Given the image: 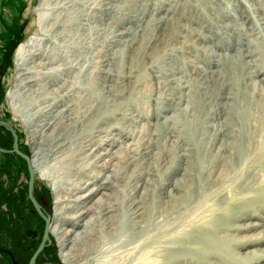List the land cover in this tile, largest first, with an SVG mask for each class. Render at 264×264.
<instances>
[{
	"label": "bare ground",
	"instance_id": "1",
	"mask_svg": "<svg viewBox=\"0 0 264 264\" xmlns=\"http://www.w3.org/2000/svg\"><path fill=\"white\" fill-rule=\"evenodd\" d=\"M127 1H122L123 6L125 5L126 9H123L122 7H118V9L114 8L118 10V13L122 12L121 19H118V21L122 25L125 23H129L130 27H128L127 31L131 33H127L126 29L122 31L125 35H131L129 36L131 37L129 42L122 43L123 47L126 50L125 53H120L119 58L117 57V53L113 54V59H115V62L118 61V63L116 62V66L119 71L115 70V74L111 70L112 68H105L100 71H98L97 69V71L102 76L101 79L104 80L105 83L115 82L116 86L119 85L118 82L121 79H123L121 83H123L124 81H127V84L133 82L130 79L132 69L135 67L131 65V68L127 69L126 63L129 61V59L131 60L130 62L136 61L137 57H135L134 59L130 58L129 52L132 53L135 49L133 44L137 40V38H139L137 36V33L139 32L137 30L139 29V27L143 30L144 38L142 37L143 39H141L142 44L140 41L141 48H138L137 53L139 50L147 51L150 49L152 51L153 48H151V45L154 44L158 29L162 28L164 30L167 29V26H170L172 28V26H174L175 24L177 26V20H180L175 18L177 23L173 21L169 25V23L166 22L164 24L165 26H162V24L164 23L163 20L166 19L165 16L162 17L161 20H156L153 19L152 15L153 20H146V16H148L149 12H151V7L149 8L147 3H143L145 7L140 9V13L136 11V9H139L137 7L133 13V8H131V10L128 9L126 4ZM136 1L137 0H133L132 2L135 3ZM163 1L165 0H162L161 2ZM187 1L188 0H184L185 3ZM213 1L194 0V3H192V0L188 1V4L190 5V7H192L193 10H201L200 12H203L206 18L209 17L207 18L206 24L202 27L205 29V31L207 29V33H203L204 31L202 30L200 31L193 29H189V32L188 28H186L184 25L181 26L180 30V32L185 31L186 37H184L186 38V40L189 35H192L197 40H213L214 42V39L216 38L222 39V34L219 31V27H221L222 29L223 26L219 25L221 22L217 25V23L213 21V18H211V14L217 15L218 20H222L224 18H230L231 22L233 20V23H231L230 25H228V23L226 26L224 25V28L227 27V31L229 30L228 35L225 36L229 38V41L226 39L228 41L227 46H224L225 42L223 43V45L222 43L220 45L221 48H226L225 52L218 53L213 48L207 50V52L205 51L207 53V58L209 59H207L208 63L215 67V70L213 71V73H211V80L213 82V85L211 86L210 84H208L210 82L198 85L195 84V86L191 87V91H187L186 99V96H184V92L181 91V89L184 88L183 84L181 86L176 79H174L173 81V83L176 85V88L174 90L179 91L180 102H185L186 100L187 103L183 109H179L177 115H173L172 117L168 116V118L166 119V124L164 126V131L167 133V135L169 134V136L173 134V136L171 137H176L178 131L182 132L183 135L189 137L188 139H186V137L185 139H183L184 144L182 145V150H179L180 153L178 163L173 164L174 171L178 170L179 173V169L177 168L182 167L180 166V162H185L182 169H180L183 170V172L181 173V177L179 176V179L173 181L171 178L172 176L170 175V177L166 179V182H161L160 179H157L156 181L152 180V178L145 179L146 181L144 182V184L137 185V190L138 188H141L142 190L136 191V193H133V195L131 194L132 197L130 199L127 198L126 191L123 188L124 185H121L122 182L125 181L124 167L115 166V169H113V172H111V174L103 176L101 178L102 182L93 180V182H91V184H94L93 188L90 187L91 189H89L83 195L81 194V196H76V198H73L75 199L71 202L73 203V205H70V203L67 207H70V209L74 212V215L71 217L72 219L69 220V218H67V210L62 211V209L56 206L51 218L52 222L50 226V233L56 239L57 246L59 247L60 251V256L64 261L63 263L75 264L77 258L80 257L78 254L79 250L87 251L89 255L91 254L97 255L102 258H110L111 252L114 253L115 251L121 249H124L125 252L129 253L132 251H136V256L133 260H131L130 264H211L209 260L218 261L219 264H236L235 260L239 258L243 259L242 256L239 257L240 254L239 252H237V248H235L236 244L233 245L234 239H231L236 234L234 230L236 226L233 227L236 224L232 225V222H235L236 220H246L250 222H244L243 226H248L250 224V226H257L261 224H256L255 222L251 221L253 219L252 217L258 215L259 218L264 219V90L262 92H258L259 90H257L256 83L254 82L252 83L253 85H251L254 88V91L253 93L248 94L247 90H244L243 92L242 89L237 88L236 85L239 84L240 87L243 86V88L248 89L243 84L244 77L248 78L250 76L251 78L252 75L249 71H251L250 67L253 66V59L257 55L260 57L264 55V39H261L263 36L261 37L260 33H258V31L256 32L254 28L246 30L242 27L243 24L241 25L238 19L236 20L237 17L235 18V15H233L234 10L232 9L233 11H231L230 6L232 3L229 5L227 4L224 7L222 6L221 8L215 9L216 7L212 8L211 5H209V2L211 3ZM236 1H238L239 4L243 3L241 0ZM175 5H177V3L172 5L171 8L167 10L171 11L174 10V8L177 9ZM159 8L160 7L156 6V8H153V11H161L162 9L159 10ZM127 10L129 12L126 13ZM245 10H243V16H246L247 19H250V16H248L244 12ZM210 11L211 14L209 16ZM183 12L185 11H181V13ZM87 14L85 15L87 16ZM182 16L183 14L180 15V18H183ZM92 17L93 16H91V18ZM95 17L96 16H94L93 18ZM144 19L146 20V24L142 26ZM137 25H139V27H137ZM82 28H84V26ZM170 31H172V29H170ZM180 32H178V30H175L174 38L177 36L179 37L178 34H180ZM169 36L170 35H168V38L166 39H160V43H163L164 45V50H169L172 44L171 41L173 39H169ZM106 37L108 41H110V37ZM101 39L104 40L105 38ZM28 40L29 41H26L18 49L16 56L18 75L15 78V85L11 89L9 96L14 103L16 102V104H20V106L26 103V100L35 105L34 108H32L33 110H31V112L33 113V119L27 124L31 128H33V131H31V145H33V152L31 151L33 154L32 164L36 174L39 175V173L48 170L44 167V162L47 157H50L52 155L54 157H57L59 156V154L63 156L66 155V150H68L71 147L72 143H74L75 140H78V138L80 140L82 139L81 137H84L88 134L96 135V133H100L99 135H102V133L109 135L112 134L111 132H113L114 129L115 131L120 133L119 127H113L117 126L116 124L118 123H109V125H106L105 127H103V124H107L108 121L112 122V120L114 119L119 120L117 116H115L118 110H121V108H124L125 106L126 110H130L132 103L128 101L129 99L124 102H112L111 97H109L108 94L106 95L105 93H95L94 89L82 85L79 82V79H77L75 82L70 81L68 77L69 75L67 76L68 78L66 77L65 79V77L63 76L68 72L67 68L65 67H63L61 70L55 67H51L55 70H51L53 73L51 74L52 76L48 75L47 77L46 74L49 73L46 70L51 69H48V66L50 67L55 64V56L52 54L53 52L51 51V54L50 52L49 54H47V52L50 50V47L57 48V43L49 36L43 38L42 43L37 42L38 44L36 43L37 40L35 38L33 39V37ZM59 41H61V39ZM155 42H159L158 38ZM259 43L260 45L258 46ZM185 44L188 46L190 45L189 43H187V41L185 42ZM39 45L41 47H38ZM101 45L102 44H100V47ZM89 46L90 45H88V47ZM215 46L219 47L218 43L215 42ZM70 48L72 47L70 46ZM30 49H32L33 51H31ZM67 49H69V47H67ZM189 49H192L191 45L189 46ZM231 50H235L234 54L229 53ZM72 51L73 50H71V52ZM73 52L76 53V50ZM147 53H149V51ZM46 56L49 57L46 59ZM157 56H159V54ZM175 56H177V54L174 55V58H170L171 56L169 58L171 60H174L172 62L176 63L178 59H175ZM84 58L86 59V57ZM91 58L92 57H90V59ZM60 60L62 61V59ZM153 61L156 62L155 60ZM164 61L165 59L162 62ZM115 62L113 64H115ZM76 64L78 65V62ZM161 64L157 63L155 68L159 67L161 73H163V69H161L160 67ZM169 66H171V64ZM153 68L154 67H152V69ZM44 69L46 73H44L45 77H43L44 79L42 81L40 76L36 74V72H41L40 74H42V70ZM69 69L71 68L69 67ZM85 69L87 68H83V70H81L83 73L85 72L84 74L87 75L88 78H90L91 72H88L89 69L87 71ZM124 70H126V72H124ZM49 77L53 80L52 82H49L51 81L48 80ZM46 80L49 86L53 84L60 87V89H63L61 99L58 100L57 96L54 98H50L48 94L43 92L45 91L43 89V85H46V83H44ZM259 81L260 80H258V82ZM135 85L136 82H133L132 87L135 88ZM56 91L58 92V90ZM116 93L117 95H120L121 91L120 93L116 91ZM74 96L76 97V100L74 99ZM257 96L260 97L262 101H260V99L258 100L256 98ZM62 97L67 99L66 104L60 103ZM61 106L64 107L60 109ZM206 106H208V113H206V116L212 112L209 115L210 117H208L209 120L207 121L204 120L205 116L201 118V116L203 115V109H205ZM189 110L195 111V120L193 125L190 126L187 123H184L187 112ZM221 112H224L225 118L220 124L219 121L217 122V118L219 116L218 113ZM59 123H62V126L60 125L61 129L59 128L58 133L51 134L46 138L47 133H45V130L50 129L51 127H55ZM180 125L182 126L181 129L179 127ZM99 127L102 128L100 129ZM207 127L209 129L211 128L209 133L208 131H205ZM97 128L99 129L96 130ZM94 131L95 133H93ZM160 135L162 136L161 133L150 134L148 141H146L144 145L140 146L141 151L138 152L140 153V155L136 157L134 161L132 160V162L135 163V161H137L139 158L142 159L145 157H150L151 155H157L156 151L159 145V138H161ZM89 143V150H91V154L96 158V160H101L104 156L107 155L113 156V158L118 157V154L115 155V153L113 154L109 151H107V154L102 153L100 151L101 149H103L102 143H99L96 146H94L92 144L93 142L91 141H89ZM178 146L179 148H181V145ZM176 147L177 146H175V148ZM144 150L145 152H143ZM200 153H203V157L199 155ZM85 154H87V152ZM65 167L67 168V170H73L74 168L72 166ZM111 168L112 167H110V170ZM203 172H207V175H205ZM53 179L54 182L51 183V186L54 185L55 191H57L60 185L58 181H55L56 176ZM79 183H81L79 180L78 183L71 182V187L78 186ZM69 190L74 189L70 188ZM224 192L229 193L227 195H223ZM62 198H65V196L61 197V199ZM56 202L57 204L61 203L59 198H57ZM252 209H257L259 213H253ZM88 214H92V216L88 219H85L86 215ZM66 224H69L71 228H64ZM252 251H254V249ZM248 253L249 250L243 255L248 258Z\"/></svg>",
	"mask_w": 264,
	"mask_h": 264
},
{
	"label": "rangeland",
	"instance_id": "2",
	"mask_svg": "<svg viewBox=\"0 0 264 264\" xmlns=\"http://www.w3.org/2000/svg\"><path fill=\"white\" fill-rule=\"evenodd\" d=\"M111 1L115 3H112ZM122 1L123 0H0V120L9 122L14 127L18 135L19 148L22 152L33 157V154H32L33 145H31L32 143L31 131H33L32 130L33 128H31L27 123L33 119L32 118L33 113L31 112V110H33L32 108H34L35 105L31 104L30 101L28 102V100H26L25 101L26 103L20 106V104H16V102L14 103L12 101V99L9 96V93L11 89L13 88V86L15 85V81H16L15 78L18 75L17 59H16L18 49L22 44H24L26 41H29L28 39H31L32 37L33 39L35 38L37 40L36 43L37 42L42 43L43 38H46L49 36L50 38L54 39V41L57 43V46H58L57 48L50 47L49 48L50 50L47 52V54H49V52L50 54L53 52L52 54L55 56L54 63L57 65L54 64L50 67L48 66V69L51 67H55L61 70L63 67H65L67 68L68 72H71V73L67 72V74L63 76L65 77V79L68 75H69L68 77L70 81L75 82L77 79H79L80 80L79 82L82 85L88 86L91 89H94L95 93H99V94L105 93L106 95L108 94L109 97H111L112 102L113 101L124 102L127 99H129L128 101L132 103L130 110H126V106L124 108L122 107L121 110L120 109L118 110L115 116H117L119 120L114 119L112 120V122L108 121L107 124H103V127H105L106 125H109V123H115V124L118 123L116 124L117 126H113V127L114 128L119 127L120 133H118L114 129V131L111 132L112 134H109V135H106L105 133L104 134L102 133V135H99L100 133L98 134L96 133V135L88 134L84 137H81L82 139L80 140L79 138L78 140H75L74 143H72L71 147L68 150H66V153H65L66 155L63 156L59 154V156L57 157H54L52 155L46 158L44 162V165H45L44 167L45 169H48V170L39 173V175L36 174L35 196L37 200L39 201V203L42 205L45 212L49 214L51 218L53 215V211L55 210L56 206H58L60 209H62V211L67 210L68 211V213L66 211L67 218H69V220L72 219L71 217L74 215L73 214L74 212L70 209V207L69 208L67 207L72 201L75 200L73 198H76V196L77 197L81 196V194L83 195L89 189L93 188L94 184H91L93 180L97 182H102L101 178L103 176L111 174V172H113V169H115L114 168L115 166L124 167V170H125L124 180L125 181H123L124 183L122 182L121 185H124L123 188L126 191L127 198H130V199L133 193H136V191L142 190L141 188L140 189L138 188L137 190V185L144 184V182L146 181L145 179L152 178V180H155V181L157 179H160L161 182H166V179H168L170 175L172 176L171 178L173 181H175L176 179H179L181 177V173L183 172V170H180V169H182L185 162L179 161L181 164L180 166H182L181 168H177L179 169V173H178V170L174 171L173 164L178 163L179 153H180L179 150L180 149L182 150V147H183L182 145L184 144L183 139H185V137L186 139H188L189 137L186 135H183V133L180 131L177 132L176 137H171L173 136V134L171 136H169V134L167 135V133L164 131V126L166 124V119L168 118V116L172 117L173 115H177V113L179 112V109L181 108L183 109L187 102L186 100L185 102L184 101L180 102L179 91L174 90L176 88V85L173 83V81L174 79H176L177 82L181 86L183 84L184 88L181 89V91L184 92L185 94L184 96L187 95V91L190 90L191 87L195 86V84L198 85V84H204L206 82L207 83L210 82L208 84L212 86L213 82L211 80L212 79L211 73H213V71L215 70V67L208 63L209 59L207 58L206 52L207 50H210L212 48L218 53L225 52L226 48L225 47L221 48L220 45L221 43L223 45V43L225 42L224 46H227L228 41H229V38L225 37L226 35H228L229 30L227 31V27L224 28V25L226 26L227 23L228 25H230L231 23H233V20L232 22L230 18H224L222 20H218L217 15L211 14V11L209 13V16L211 14V18H213V21L217 23V25L221 22L219 25L223 26L222 29L221 27H219V31L222 34V39L216 38L214 39V42L213 40L204 41V40H197L194 36L189 35L186 40L185 31L180 32L182 25L188 28V30L189 29L200 30V31L202 30L204 31L203 33H207V29L205 31V29L202 27L203 25L206 24L207 18H209V17L206 18L205 14L203 12H200L201 10L200 11L198 9L193 10L192 7H190V5L188 4V1L190 0H188L186 3L184 2V0H177V1L176 0H165L163 2H161L162 0H158V1L157 0H137L135 3L132 2L133 0H128V1L126 0L128 9L130 10L131 8L134 9L133 13L136 7L139 8V9H136V11L140 13L141 12L140 9L145 7L143 3H147L148 7L149 8L151 7L150 8L151 12H149L148 16H146L147 18L146 20L152 19V15H153V19H156V20H161L162 17L165 16L166 19L163 20L164 23L162 24V26L166 22L169 23V25L173 21L176 22L175 18L180 19V20H177L178 22V23L176 22L177 26L176 24L172 26V28L170 26H167V29H164L165 31L162 28L158 29V32L156 33L155 41L158 38L159 42L154 41V44L151 45V48H153L152 51L150 49L147 51L139 50L138 53H137V50L138 48H141V44H142L141 39H143L144 37H143L142 28H140L139 25H137V27H139V29L137 30L139 31L137 33V36L139 38H137V40L133 44L136 50L134 49L132 53L129 52L130 58H133V59L135 57L137 58H136V61H132V62H130L131 60L129 59V61L126 63L127 69L131 68V65L135 67L132 69L131 79H130L131 81L136 82V85L134 86L135 88L132 87L133 82L130 84H127L128 83L127 81H124L123 83H121L123 79L119 80L118 82L119 85L117 86L115 85V82L105 83L104 80L101 79L102 76L98 71L103 70L105 68L106 69L112 68L111 70L113 71V73H115L114 72L115 70L119 71V69L116 66V62L118 63V61L115 62V59H113V54L117 53V57L119 58L120 53H125L126 51L122 43L129 42V40L131 39V37H129L131 36L129 35L131 33L127 31L128 27H130L129 23H125L122 25L118 21V19H121V16H122L121 14L122 12L118 13V10H117L118 7H122L123 9H126V6L125 5L123 6ZM174 1L178 5V6L175 5L177 9L174 8V10L168 11L167 9L171 8L172 5L176 4ZM214 1L216 2L217 0H214ZM214 1L211 3L209 2V5H211L212 8L216 7L215 9L221 8L222 6L224 7L227 4L229 5L232 3L230 6L231 11L234 10L233 15H235V18L237 17L236 20L238 19L241 25L243 24L242 27L246 30L254 28L256 32L258 31V33H260L261 37L263 36L261 39H264V32H263L264 31V0H241L243 2L241 4H239V2L236 0L235 1L234 0H218L216 3ZM192 3H194V0H192ZM156 6L160 7L159 10L161 9L162 10L159 12L153 11V8H156ZM186 6H189V7H186ZM114 8H117V9H114ZM183 10L185 12L181 13V11ZM243 10H245L244 12L248 16H250V19H247L246 16H243ZM127 12L129 11L127 10L126 13ZM180 13L183 14L182 16L183 18H180V15H181ZM85 14H87V16ZM91 16L93 17L96 16V17L91 18ZM41 19H43L44 21ZM146 20L144 19L142 26L146 24ZM83 26L84 28H82ZM125 29L127 33L129 34H126V35L123 34L124 32L122 31ZM170 29H172V31H170ZM175 30L176 31L178 30V32H180V34H178L179 37L177 36L174 38ZM168 35H170L169 39L171 40L173 39L171 41L172 44L169 50L168 49L164 50V45L163 43H160V39L161 38L166 39L168 38ZM106 36L110 37L109 38L110 41H108ZM100 37L103 39L105 38V39L102 40ZM60 39L61 41H59ZM80 41L84 43H81ZM140 41H141V44H140ZM186 41L192 46L191 50L189 49L190 45L188 46L185 44ZM215 42L218 43L219 47L215 46ZM85 43L86 44L88 43V44L86 45ZM100 44H102L101 47H100ZM88 45L90 46L88 47ZM103 45H104V48H103ZM259 45L260 43L258 44V46ZM70 46L72 48H70ZM38 47H41V46L39 45ZM67 47H69V49H67ZM30 50L33 51L32 49ZM71 50L73 51L76 50V53L73 51L71 52ZM148 51L149 53H147ZM234 51L235 50H231L229 53L234 54ZM158 54L159 56H157ZM176 54L177 56H175V59H178V61L175 63V62H172L174 60H171L170 58H174V55ZM180 56L182 59L180 58ZM48 57L49 56H46V59ZM84 57H86V59ZM90 57L92 58L90 59ZM60 59H62L63 62ZM164 59L165 61L162 62ZM113 60L115 64H113L114 63ZM153 60H155L156 62H154ZM253 61H254L253 66L250 67L251 71H249L251 72V75H252L251 78L250 76L248 78L244 77L243 84L248 89L243 88L242 85H241L242 87H240L239 84L236 85L237 88H241L243 92L244 90H247L248 94L253 93L254 88L251 85H253L252 83L254 82L256 83L257 90H259L258 92H262L264 90L263 89L264 88V83H263L264 82V55L261 57L257 55L253 59ZM77 62H78V65L76 64ZM157 63L161 64L160 67L161 69H163V73H161L159 67L155 68ZM166 63L168 66L171 64V66L168 67ZM81 65H83L84 67ZM69 67L71 69H69ZM152 67L154 68L152 69ZM83 68H87L85 69L86 71L89 69L88 72H91L90 78H88L87 75L84 74L85 72L84 73L82 72ZM51 70L54 71L55 69L51 68L49 70H46L49 73V74H46L47 77L48 75L53 74ZM46 71L45 69L42 70L43 72L42 74H40L41 72L40 73L36 72V74L40 76L42 81L44 79L43 77H45L44 73H46ZM172 71H175L176 73ZM124 72H126V70H124ZM171 74H174V75H171ZM162 78H163V81H162ZM170 79H173V80H170ZM48 80H51L49 82L53 81L50 77ZM258 80H260L261 82L260 81L258 82ZM44 83H46V85H43V89L45 90L43 91L44 93L48 94L50 98L51 97L54 98L57 96L58 100L61 99V95L63 94L62 92L63 89H60V87H58L57 85H53V84L49 86V84H47V80ZM53 88L58 90V92L54 90ZM116 91L119 93L121 91V94L117 95ZM256 98L258 100L260 99V97L258 96ZM74 99L76 100L75 96H74ZM186 99H187V96H186ZM66 100H67L66 98L62 97V100L60 103L66 104L67 102ZM260 101L262 100L260 99ZM169 104H173V105H169ZM62 107L64 106H61L60 109ZM205 109H203V115L201 116V118L205 116L204 120L207 121L209 120L208 117H210L209 115L212 112L206 116V113H208V106H206ZM131 113H134V114H131ZM194 113H195L194 110H189L187 112L184 123H187L189 126L193 125L194 120H195ZM218 115H217L218 116L217 122L219 121L221 124L225 118V114L224 112H221V113H218ZM60 125L62 126V123H59L55 127H51L50 129L45 130L46 131L45 133H47L46 138L51 134L58 133L59 128L61 129ZM121 125L122 126L124 125L123 126L124 128ZM179 127L180 129L182 128L181 125ZM99 128L101 129L102 127H99ZM99 128H97L96 130H98ZM210 130L211 128L209 129L208 127L205 129V131H208V133ZM95 131L93 133H95ZM152 133L162 134V136L160 135L161 138H159L160 140L158 143L159 144L158 149L156 151L157 155H155L156 157L151 155L150 157H145L142 159L139 158L137 161H135V163L132 162V160L134 161L135 158L140 155V153H138L139 151H141L140 146L144 145L145 142L148 141V138L150 134ZM89 141L93 142L92 144L94 146H96L99 143L100 144L102 143L103 149L100 150L102 153L107 154V151H109V152H112L113 154L115 153V155L118 154L117 155L118 157L113 158V156L107 155V156H104L103 159L101 160H96V158L92 156L91 150H89V147H90ZM13 143H14V140H13V136L11 132L5 129L4 127L0 126V147L10 150L13 148ZM178 145H181V148H179ZM175 146L177 147L175 148ZM86 152L87 154H85ZM143 152H145V150ZM199 155L203 157V153H200ZM92 158L94 159V161ZM172 165H173V169H172ZM65 166L74 167L73 170L71 169L73 172L70 169L67 170ZM110 167H112L111 168L112 171L110 170ZM170 169H172L173 171ZM203 173L207 175V172H203ZM55 176H56L55 181H58L60 185L59 187L60 190L58 189L57 191H55L54 185L51 186V183L54 182L53 178ZM78 180L81 183H79L78 186L71 187V182L78 183ZM66 183L68 186L66 185ZM28 186H29V171H28L26 160L15 153L8 154V153L0 152V264H29L30 258L32 257V255L38 248L39 244L41 243L44 229H45V221L39 216L38 212L35 210L33 204L31 203L29 199ZM70 188L74 190H69ZM228 193L229 192H224L223 195H227ZM64 196L65 198L61 199V197H64ZM57 198L60 199V202H61L59 203L60 205L57 204L56 202ZM70 205H73V203H71ZM252 212L259 213L257 209H252ZM91 216L92 214H88L86 215L85 219H88ZM252 218L253 219L251 221L255 222L256 224H261L262 226L261 225L250 226L251 224L248 226H243L244 222L246 223L250 222L246 220H236L235 222H232V225L236 224L233 226V227L236 226V228H234L236 234L231 239L232 240L234 239L233 245L236 244L235 248H237V252H239L240 254L239 257L242 256L243 258V259L239 258L235 260L236 264H247V263L248 264H260V263L264 264V252H263V249H264V219L259 218L258 215L257 216L255 215ZM64 228L70 229L71 226L69 224H66ZM50 237L52 240L51 244L39 255L36 264H66V263H63L64 261L62 260V257L60 256L59 247L57 246L55 237L52 236L51 233H50ZM253 249L254 251H252ZM248 250H249V253H248V258H247L243 254L247 253ZM78 254L80 257L77 258V261L75 262V264H97V262L98 264H130L131 260H133L136 256V251H132L129 253V252H125L124 249L117 250L114 253L111 252L110 258H102L97 255H91V254L90 256L88 252L84 250H79ZM209 262H211V264H219L218 261L209 260Z\"/></svg>",
	"mask_w": 264,
	"mask_h": 264
},
{
	"label": "water",
	"instance_id": "3",
	"mask_svg": "<svg viewBox=\"0 0 264 264\" xmlns=\"http://www.w3.org/2000/svg\"><path fill=\"white\" fill-rule=\"evenodd\" d=\"M0 126L4 127L8 131H10L12 136H13V140H14L12 149L7 150V149L0 147V152L8 153V154H14L15 153V154L21 156L23 159L26 160L28 171H29L28 196H29V199H30L31 203L33 204L35 210L38 212L39 216L45 221V229H44V233H43L41 243L39 244L38 248L36 249V251L34 252V254L32 255V257L29 261V264H36L39 255L52 242L51 237H50L51 217L49 214H47L45 212L42 205L39 203V201L37 200V198L35 196L36 172H35L33 164H32V157L28 154H25L24 152H22L20 150L19 143H18V135H17L14 127L9 122L0 120Z\"/></svg>",
	"mask_w": 264,
	"mask_h": 264
},
{
	"label": "trees",
	"instance_id": "4",
	"mask_svg": "<svg viewBox=\"0 0 264 264\" xmlns=\"http://www.w3.org/2000/svg\"><path fill=\"white\" fill-rule=\"evenodd\" d=\"M31 259V258H30Z\"/></svg>",
	"mask_w": 264,
	"mask_h": 264
}]
</instances>
